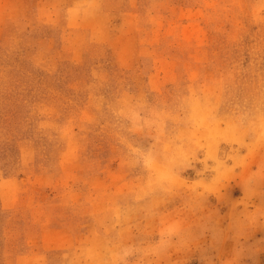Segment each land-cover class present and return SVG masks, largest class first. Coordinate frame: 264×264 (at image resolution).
<instances>
[{"label":"rangeland","instance_id":"obj_1","mask_svg":"<svg viewBox=\"0 0 264 264\" xmlns=\"http://www.w3.org/2000/svg\"><path fill=\"white\" fill-rule=\"evenodd\" d=\"M0 264H264V0H0Z\"/></svg>","mask_w":264,"mask_h":264}]
</instances>
